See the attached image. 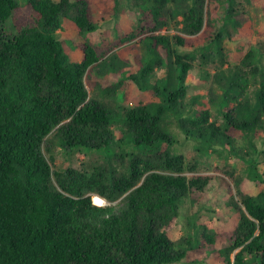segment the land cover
Instances as JSON below:
<instances>
[{"label":"trees","instance_id":"obj_1","mask_svg":"<svg viewBox=\"0 0 264 264\" xmlns=\"http://www.w3.org/2000/svg\"><path fill=\"white\" fill-rule=\"evenodd\" d=\"M189 1L187 37L157 34L164 6L175 8L176 0H147L137 29L117 43L127 47L106 58L85 39L100 27L89 0H0V264H178L199 247L207 252L200 263L264 264V191L243 195L240 205L228 189L238 216L231 233L196 234L194 242L170 236L182 201L212 181L185 175L196 168L175 152L170 123L202 154L237 148L243 135L247 151L232 154L247 164L250 179L264 184L256 146L264 133V87L253 100L244 92L247 68L262 61L263 47L229 72L219 101L223 121H214L209 105L187 94L193 62L223 56L222 34L199 35L200 0ZM228 2L235 25V0ZM66 19L83 40L80 62L58 34ZM138 38L142 52L130 44ZM262 70L252 75L263 76ZM88 72L105 80L124 74L118 86L134 85L153 101L105 106L90 99ZM55 144L70 153H103L108 168L54 170L45 149L50 153ZM115 159L128 162L121 172ZM93 195L112 203L124 197V207L94 205Z\"/></svg>","mask_w":264,"mask_h":264},{"label":"rangeland","instance_id":"obj_2","mask_svg":"<svg viewBox=\"0 0 264 264\" xmlns=\"http://www.w3.org/2000/svg\"><path fill=\"white\" fill-rule=\"evenodd\" d=\"M97 20L100 21V27L97 32L92 33L87 41L96 47L101 55L108 57L112 54H119L127 45L117 46L120 40L126 38L139 25V21L144 18L142 9L146 8L147 0H89ZM19 4H25L26 0H17ZM228 0H200L199 9L204 18V26L199 35L213 38L214 35L221 33V44L223 56L209 57L210 61L204 62L200 57L193 62V70L189 74L188 99L198 97L209 105L213 120L219 124L222 123V117L219 113V101L222 94V86L226 84V78L234 66L240 65L243 60L252 52L257 56L258 49L263 47L264 51V0H235L234 13L236 24L229 20ZM189 0H176V6L170 8L167 5L162 10L160 21L163 29L157 34L162 35H180L187 37L184 31V13L189 11ZM108 19L101 22V19ZM64 41L67 53L73 61L80 62L83 59L79 47L83 44L73 21L66 19L62 28L58 32ZM130 44L136 46L137 52H142V42L138 38ZM131 46V45H129ZM141 48V49H140ZM129 58H136L137 53L127 52ZM125 53V54H126ZM262 61H256L251 64L247 70L248 84L244 92L254 98L256 90L264 87V52H262ZM103 57V58H104ZM128 58V57H127ZM128 58V59H129ZM131 62V61H130ZM133 63V62H132ZM204 63V66H202ZM263 67V76L252 75L253 70ZM103 73L110 71L103 69ZM205 71V72H204ZM225 72V73H224ZM208 73L210 78L202 75ZM222 73V76H221ZM110 79L105 80L93 72H88L85 76L86 88L90 99H96L112 109L118 105L125 107H135L141 104L152 102V97L146 92H142L134 85L128 86L122 84L121 78L126 80V75L110 74ZM215 75H220L222 83L215 82ZM264 122V114L261 117ZM261 122V125L263 124ZM170 131L177 137L178 143L175 145V152L183 154L187 164L195 167L196 170H189L185 173L187 177H211L209 186L205 191L193 190L190 195L182 201L179 217L176 225L170 232L171 239L176 242H183L190 239L195 241L196 234L231 233L238 223V216L234 208L229 204L230 188L235 200L241 205L243 195L255 196L264 191V184L255 182L247 174V164L237 158L232 153L237 149L242 152L247 151V143L243 135L236 137L237 145L228 148L226 151L219 146L218 152L202 154L195 150L194 142L185 140L176 124L170 123ZM242 133V132H241ZM258 149L257 159L259 169L264 172V133L256 139ZM231 149V150H230ZM47 158L54 170H62L71 167L81 171H93L96 168L107 170V159L100 152H89L85 150L77 152H67L60 145H52L50 153L45 149ZM51 157L53 161H51ZM113 166L117 172L123 170L122 162L113 160ZM95 195H93L94 197ZM92 197V202L94 203ZM124 197L114 203L105 198L104 206H112L117 210L124 207ZM98 206V205H97ZM206 250L202 247L189 251L184 262L178 264H204L203 261Z\"/></svg>","mask_w":264,"mask_h":264},{"label":"bare ground","instance_id":"obj_3","mask_svg":"<svg viewBox=\"0 0 264 264\" xmlns=\"http://www.w3.org/2000/svg\"><path fill=\"white\" fill-rule=\"evenodd\" d=\"M93 200H94V203L98 206H104L105 205V199L98 196V195H95L93 197Z\"/></svg>","mask_w":264,"mask_h":264}]
</instances>
